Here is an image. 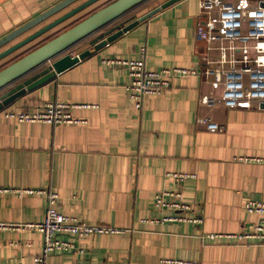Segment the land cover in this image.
I'll list each match as a JSON object with an SVG mask.
<instances>
[{
    "label": "crops",
    "instance_id": "crops-1",
    "mask_svg": "<svg viewBox=\"0 0 264 264\" xmlns=\"http://www.w3.org/2000/svg\"><path fill=\"white\" fill-rule=\"evenodd\" d=\"M61 1L0 0V39ZM113 1L98 2L38 40L55 37ZM248 1L255 8L264 0ZM199 3L181 0L162 9L0 113V224L18 226L0 229V264H34L42 253L43 234L21 227L44 222L49 194L58 195L62 215L123 233L66 238L79 250L54 254L46 264H264V244L207 238L250 233L259 221L245 205L264 202V109L200 105L212 89L203 72L207 43L195 39ZM33 44L0 62V70ZM86 50L93 48L69 54ZM142 51L148 70L188 68L198 75L174 80L169 90L145 97L137 109L127 90L128 68L105 62L138 60ZM50 103L90 107L70 111L78 124L5 117V112L35 113ZM201 119L220 131L199 124ZM172 174L189 178L178 183ZM163 192H180L191 210L157 208L155 198ZM169 217L187 221L164 220Z\"/></svg>",
    "mask_w": 264,
    "mask_h": 264
},
{
    "label": "built area",
    "instance_id": "built-area-1",
    "mask_svg": "<svg viewBox=\"0 0 264 264\" xmlns=\"http://www.w3.org/2000/svg\"><path fill=\"white\" fill-rule=\"evenodd\" d=\"M250 5L248 0H240L237 4L223 0H200L195 39L207 43L208 54L203 58V72L212 89L202 95L201 106L211 108L223 103L230 109H264V1H259L255 8ZM105 63L109 66L128 68L131 83L127 90L137 109L142 108L145 97L161 95L169 90L174 80L198 75L197 70L188 68L148 70L145 51H142L138 60H108ZM221 91V95H217ZM77 107L90 106L50 103L41 106L35 113L5 112V117L19 123H44L52 126L78 124L79 121L75 120L70 112ZM199 124H206L212 131H220L219 126L208 119L199 120ZM170 176L178 183L189 178L183 174ZM181 197L180 192L160 193L155 198V206L175 211L191 210L189 205L181 202ZM58 198L56 194L48 195V207L43 223L21 227L38 230L44 236L42 253L35 257L34 264H46L48 258L54 254L79 250L75 242L66 238L79 240L95 235L123 233L109 227L90 226L78 219L62 215L56 208ZM171 199L179 201L173 202ZM245 210L259 217L254 231L235 235L210 234L207 238L213 241L226 238L235 241L236 245H252L251 241L257 245L264 244V202L250 201L245 205ZM164 220L187 221L183 217H169ZM15 227L18 226L0 224L2 230Z\"/></svg>",
    "mask_w": 264,
    "mask_h": 264
},
{
    "label": "water",
    "instance_id": "water-1",
    "mask_svg": "<svg viewBox=\"0 0 264 264\" xmlns=\"http://www.w3.org/2000/svg\"><path fill=\"white\" fill-rule=\"evenodd\" d=\"M100 1L102 0H62L48 11H45L15 31L1 38L0 62L6 60L25 47L30 46L41 37L67 23L69 20L85 12ZM147 1L148 0H115L105 7L94 11L92 14L87 15V17L76 21L74 23L75 25H72L70 28L56 35L41 46L37 48L32 47L28 51L17 55L18 57H16L15 61L0 70V113L7 110L22 97L33 93L42 86L53 81L66 70L92 57L110 43H113L124 34L130 32L140 23L158 14L162 9H166L181 0H169L162 6L150 11L140 18L127 20L103 32L105 28ZM58 15H60V17L47 23L18 43L8 47L18 38L32 32ZM98 33H100V35L89 43L93 50H86L78 55H71L68 53L72 47L82 40ZM7 88H9V90L1 95V92Z\"/></svg>",
    "mask_w": 264,
    "mask_h": 264
},
{
    "label": "trees",
    "instance_id": "trees-1",
    "mask_svg": "<svg viewBox=\"0 0 264 264\" xmlns=\"http://www.w3.org/2000/svg\"><path fill=\"white\" fill-rule=\"evenodd\" d=\"M153 0H148L147 2L143 3L142 5L136 7L135 9H133L131 12H129L128 14L124 15L122 18L118 19L115 23H113L112 25L108 26L107 28L104 29L103 32L108 31L109 29L120 25L121 23L126 22L127 20L133 19L136 16H132V14L137 11L138 9H140L141 7L145 6L146 4H148L149 2H152ZM98 35H100V33L92 35L84 40H82L80 43H78L77 45H75L74 47H72L69 52H72L74 49H77L79 47H81L84 44H89L95 37H97ZM9 90V88L5 89L4 91L1 92V95L6 93Z\"/></svg>",
    "mask_w": 264,
    "mask_h": 264
},
{
    "label": "rangeland",
    "instance_id": "rangeland-1",
    "mask_svg": "<svg viewBox=\"0 0 264 264\" xmlns=\"http://www.w3.org/2000/svg\"><path fill=\"white\" fill-rule=\"evenodd\" d=\"M161 0H153L152 2H149L148 4H146L145 6H143V7H141L140 9H138L137 11H135L133 14H132V16H136V17H134L135 19L136 18H140V17H142V16H144L143 14L144 13H146L147 11H149L150 9H152L156 4H158V2H160ZM67 28H69V27H67ZM67 28H65V29H63V30H66ZM62 30V31H63ZM62 31H60V32H57V33H61ZM56 33H54V34H52V35H50L49 37H54L53 35H55ZM49 37H47V38H44V39H42V40H37L36 42H34V44H33V46L32 47H34V46H36V45H38V44H40L42 41H44V40H47ZM82 46H89V44L87 43V44H84V45H82ZM81 46V47H82ZM31 47V48H32ZM207 93V92H206Z\"/></svg>",
    "mask_w": 264,
    "mask_h": 264
}]
</instances>
